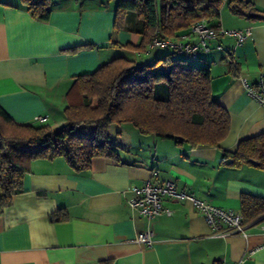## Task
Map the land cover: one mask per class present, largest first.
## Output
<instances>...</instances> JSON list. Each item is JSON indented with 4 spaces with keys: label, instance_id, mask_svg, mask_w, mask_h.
Returning a JSON list of instances; mask_svg holds the SVG:
<instances>
[{
    "label": "crops",
    "instance_id": "obj_1",
    "mask_svg": "<svg viewBox=\"0 0 264 264\" xmlns=\"http://www.w3.org/2000/svg\"><path fill=\"white\" fill-rule=\"evenodd\" d=\"M248 1L264 10V0ZM49 2V18L40 20L21 0H0V105L18 124L59 128L64 108L75 99L70 90L76 76L117 56L139 63L160 51L149 44L143 52L133 49L141 37L115 28L116 0ZM212 24L252 30L232 52L233 40L220 37L223 49L198 59L210 70L214 100L228 114V129L219 143H176L135 134L127 123L129 140L123 130L115 132L118 159L93 157L90 169L81 172L62 157L33 160L23 191L9 205L0 203V264H264V215L247 224L246 235L211 236L189 201L164 197L162 204L171 214L150 221L127 203L135 195L133 188L166 179L239 213L242 193L264 198V168L226 162L231 157L224 156L240 140L264 132V106L247 94L242 82H254L264 73V18H246L221 7ZM57 211L64 218L51 221ZM146 229L153 233L149 246L134 240Z\"/></svg>",
    "mask_w": 264,
    "mask_h": 264
},
{
    "label": "trees",
    "instance_id": "obj_2",
    "mask_svg": "<svg viewBox=\"0 0 264 264\" xmlns=\"http://www.w3.org/2000/svg\"><path fill=\"white\" fill-rule=\"evenodd\" d=\"M30 14L46 20L49 0H21ZM234 14L264 18V10L248 0H116L115 28L138 33L133 46L146 50L156 30L178 38L204 18L210 25L219 19L223 3ZM177 56L170 49L145 63L117 56L94 72L76 76L71 87L74 101L63 110L64 123L18 124L0 105V203L7 206L23 191V179L35 159L62 157L75 172L90 169L93 157L118 159L112 124L130 123L140 134L172 139L189 145H217L228 129L227 111L211 93V73ZM234 164L257 162L264 168V132L239 141L233 152H224ZM253 164V163H252ZM243 222L264 215V198L240 196ZM55 212L51 221L63 219Z\"/></svg>",
    "mask_w": 264,
    "mask_h": 264
},
{
    "label": "built area",
    "instance_id": "obj_3",
    "mask_svg": "<svg viewBox=\"0 0 264 264\" xmlns=\"http://www.w3.org/2000/svg\"><path fill=\"white\" fill-rule=\"evenodd\" d=\"M251 33L252 30L249 26L224 29L220 26H212L206 19L202 18L192 23L188 30L178 38L163 37L161 32L156 30L152 35L149 48L166 47L187 62H194L200 58L202 53L210 52L212 49H223V45L219 41L220 37L233 40L230 47L232 52L238 45L245 42ZM242 82L247 94L264 106V73L259 74L254 82H248L246 78H242ZM35 119L41 120L42 117L35 116ZM133 191L135 195L129 198L127 203L147 221L162 213L171 214L172 210L162 204V199L167 197L171 200L191 202L193 207L203 216L211 236H226L234 233L246 235L247 225L243 222L241 213L204 201L188 189L177 188L174 181L170 179L161 182L147 180L141 187L133 188ZM261 230L262 237H264V225L261 226ZM134 240L149 246L153 243V233L150 229L140 231ZM260 247H264V243ZM234 264H241V261Z\"/></svg>",
    "mask_w": 264,
    "mask_h": 264
},
{
    "label": "rangeland",
    "instance_id": "obj_4",
    "mask_svg": "<svg viewBox=\"0 0 264 264\" xmlns=\"http://www.w3.org/2000/svg\"><path fill=\"white\" fill-rule=\"evenodd\" d=\"M222 7H224L226 10H228L227 4H223ZM158 50L160 51L159 52V55H162V54L166 53V51H169V49L166 48V47L158 48ZM152 59L153 58H151L150 60H152ZM150 60L149 59L147 60L146 58H143V60H140L139 63L149 62ZM192 64L195 65V66H199V67L202 65L201 60H196ZM125 124H127V123H124L123 124L124 127L123 126L121 127L119 124H112V125L109 126V130L113 133V135H115L116 130L121 129V131L122 130L124 131V135H125L124 138L126 140H129L131 133L129 131L130 129L128 128L129 129L128 130L127 127H125L126 126ZM129 126L134 130L135 134H138L137 133L138 130L132 124H130ZM115 137H116V135H115ZM134 138H135V135H134Z\"/></svg>",
    "mask_w": 264,
    "mask_h": 264
},
{
    "label": "water",
    "instance_id": "obj_5",
    "mask_svg": "<svg viewBox=\"0 0 264 264\" xmlns=\"http://www.w3.org/2000/svg\"><path fill=\"white\" fill-rule=\"evenodd\" d=\"M231 160H232L231 158H227L225 161H226V162H229V161H231ZM250 161H251L253 164H257V162H256L255 160L250 159Z\"/></svg>",
    "mask_w": 264,
    "mask_h": 264
}]
</instances>
